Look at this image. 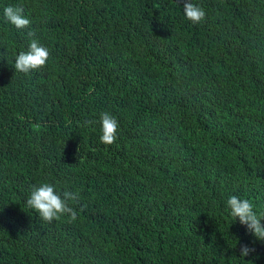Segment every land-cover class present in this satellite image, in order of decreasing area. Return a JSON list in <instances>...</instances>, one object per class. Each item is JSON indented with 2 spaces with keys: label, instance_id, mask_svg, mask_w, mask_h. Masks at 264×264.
I'll return each mask as SVG.
<instances>
[{
  "label": "trees",
  "instance_id": "trees-1",
  "mask_svg": "<svg viewBox=\"0 0 264 264\" xmlns=\"http://www.w3.org/2000/svg\"><path fill=\"white\" fill-rule=\"evenodd\" d=\"M194 2L0 0V264H264L226 210L264 209V0ZM32 39L49 58L16 72ZM42 182L79 192L74 220L26 205Z\"/></svg>",
  "mask_w": 264,
  "mask_h": 264
},
{
  "label": "clouds",
  "instance_id": "clouds-1",
  "mask_svg": "<svg viewBox=\"0 0 264 264\" xmlns=\"http://www.w3.org/2000/svg\"><path fill=\"white\" fill-rule=\"evenodd\" d=\"M183 13L185 17L196 23L206 16V11L194 0H184ZM5 20L17 30H23L31 24V20L24 14L21 6L7 5L3 10ZM29 36H34L32 31ZM50 52L49 49L40 44L37 39H32L27 51L19 52L13 61L16 72L30 73L45 65ZM100 141L104 144H112L118 135L119 122L111 113L104 112L100 116ZM79 192L58 189L51 182H42L33 186L26 205L36 211L39 217L51 222L62 215L69 214L74 220L77 212L70 206V202L77 201ZM226 210L234 218V222L246 226L248 231L257 239L264 240V209L257 210L253 202L247 198L230 195L226 201ZM254 249L245 244L241 248V257L248 256Z\"/></svg>",
  "mask_w": 264,
  "mask_h": 264
}]
</instances>
